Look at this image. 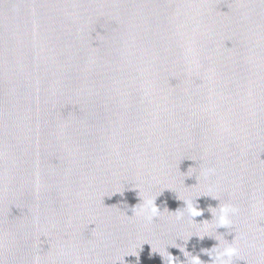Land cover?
<instances>
[{
    "label": "water",
    "instance_id": "water-1",
    "mask_svg": "<svg viewBox=\"0 0 264 264\" xmlns=\"http://www.w3.org/2000/svg\"><path fill=\"white\" fill-rule=\"evenodd\" d=\"M232 241L264 264V0H0V264Z\"/></svg>",
    "mask_w": 264,
    "mask_h": 264
},
{
    "label": "clouds",
    "instance_id": "clouds-1",
    "mask_svg": "<svg viewBox=\"0 0 264 264\" xmlns=\"http://www.w3.org/2000/svg\"><path fill=\"white\" fill-rule=\"evenodd\" d=\"M214 169L208 168L204 170V175L208 176L210 174H214ZM156 199L148 198L142 201L139 205V209L134 207L132 209L133 215H137L138 211L139 213L143 214V217L145 221L149 224H151L153 221H155L161 211L158 208V206L155 203ZM185 209L187 210V214L193 218L199 217L203 215L202 210H200L197 206H194V204L185 201L184 202ZM238 208L230 205L225 204L219 208V213L216 217L217 220V229L218 228H228L232 221L231 217L238 214ZM182 214L177 216V219H181ZM250 247H254V244H249ZM166 252L168 254V261L167 264H177V258L173 257L166 249ZM184 252L188 253L187 251ZM209 252L212 253V255H208L211 258L212 264H233L234 258L238 257L239 255V249L238 247L234 246V241L231 243H227L224 247H220L219 245L217 247H213ZM189 254V253H188ZM185 256V254L183 253ZM162 257V256H161ZM163 258V257H162ZM187 264H202L200 258L198 256H191L190 255V261L188 260V257H186ZM164 259V258H163Z\"/></svg>",
    "mask_w": 264,
    "mask_h": 264
}]
</instances>
